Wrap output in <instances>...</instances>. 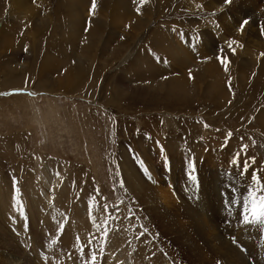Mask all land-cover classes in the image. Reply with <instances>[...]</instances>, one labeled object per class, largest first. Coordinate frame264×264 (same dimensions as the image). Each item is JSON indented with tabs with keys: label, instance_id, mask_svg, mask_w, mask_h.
<instances>
[{
	"label": "rangeland",
	"instance_id": "obj_1",
	"mask_svg": "<svg viewBox=\"0 0 264 264\" xmlns=\"http://www.w3.org/2000/svg\"><path fill=\"white\" fill-rule=\"evenodd\" d=\"M15 1L0 0V264H85L89 241L96 264H264V224L241 216L264 188L263 27L240 37L201 0Z\"/></svg>",
	"mask_w": 264,
	"mask_h": 264
},
{
	"label": "bare ground",
	"instance_id": "obj_2",
	"mask_svg": "<svg viewBox=\"0 0 264 264\" xmlns=\"http://www.w3.org/2000/svg\"><path fill=\"white\" fill-rule=\"evenodd\" d=\"M20 1V5L22 8H24L25 3L30 2L32 0H19ZM84 1V0H83ZM98 1V0H97ZM202 2H205V4L207 5V8L209 10L213 9V11H216L217 14H219L224 20L225 22H227L226 24L229 25L230 29L232 30L233 33H237L238 36H242L243 33L246 32V35L248 36V33H251L250 35H260V32L262 34V30L259 32V28L263 27L264 29V20L262 19V17H264V11H257L256 10V3H253L254 0H232V2L230 4H226L224 2V0H201ZM10 2H12L13 4L16 3L15 0H10ZM64 2V1H63ZM70 2H72L70 0ZM74 2V3H73ZM73 2L70 5V8H68V10H72L73 6L76 7H81L82 6V0H73ZM87 2V1H86ZM172 2V1H171ZM85 3V2H84ZM67 4V1H66ZM214 5V6H213ZM65 6V5H64ZM117 6V5H116ZM164 6V5H163ZM72 7V8H71ZM75 7V8H76ZM158 8L159 5H158ZM206 8V7H205ZM83 9V8H82ZM57 10V9H56ZM74 10V9H73ZM78 11V10H77ZM76 11V12H77ZM236 12V13H235ZM66 14V11H65ZM80 16V15H79ZM251 17V18H249ZM255 17V18H254ZM220 18V19H222ZM246 18H249L248 23L244 26L243 30H240V25L241 22H243L244 20H246ZM81 18H78V20ZM77 20V21H78ZM65 21V20H64ZM75 22V21H74ZM236 23L238 25H236ZM75 25V24H74ZM249 25H257V30L253 31L251 30V28H249ZM228 27V28H229ZM248 27V28H247ZM77 28V27H76ZM84 28V27H83ZM226 28V27H225ZM247 28V30H246ZM81 28H79L80 30ZM214 29V28H213ZM229 29V30H230ZM4 30V29H3ZM223 30V29H222ZM78 31V28H77ZM210 31V30H209ZM221 31V30H220ZM219 31V32H220ZM228 31V30H227ZM213 32V31H212ZM259 32V33H258ZM222 33V32H221ZM239 33V34H238ZM79 34V33H77ZM204 34V33H203ZM223 35V34H222ZM221 35V36H222ZM55 36V35H54ZM251 37V36H250ZM31 38V37H30ZM35 34H34V39H35ZM243 38V37H242ZM238 40V39H237ZM70 41V40H69ZM208 41V40H207ZM221 41V40H220ZM67 42V41H66ZM241 42V41H240ZM239 42V43H240ZM209 43V42H208ZM212 44V43H211ZM236 44V43H235ZM210 48V47H209ZM235 48V47H234ZM245 48V46H244ZM239 49V48H238ZM236 49V50H238ZM11 50V49H10ZM1 53V52H0ZM245 53V52H244ZM1 55V54H0ZM244 56V55H243ZM239 57V56H238ZM242 58V57H241ZM230 59V58H229ZM232 60V59H231ZM238 60V59H237ZM235 62V61H234ZM237 62V61H236ZM220 180V177H219ZM3 200V199H1ZM2 203V202H1ZM1 205V204H0ZM244 236H241L242 240H245V243H248V238L246 239L247 234H243ZM239 236V235H238ZM213 251V250H212ZM245 263V262H244ZM240 264V262H239Z\"/></svg>",
	"mask_w": 264,
	"mask_h": 264
},
{
	"label": "snow or ice",
	"instance_id": "obj_3",
	"mask_svg": "<svg viewBox=\"0 0 264 264\" xmlns=\"http://www.w3.org/2000/svg\"><path fill=\"white\" fill-rule=\"evenodd\" d=\"M138 2L143 5L145 3L148 2V0H138ZM224 2L226 4H230L232 2V0H224ZM96 9V0H92V7H91V11L94 13ZM137 11H139V9H137ZM248 23L247 20H244L241 25H240V30L242 31L244 26ZM262 34H264V29H262ZM186 43L190 42V38L189 40L185 41ZM231 43H235L234 41ZM231 47V44H230ZM264 55V54H262ZM217 59L220 61V63L225 67V71H227V61L225 60V58L223 57V53L221 50V54L217 57ZM191 78V77H190ZM231 90V89H230ZM0 95H4L3 93H0ZM205 127L207 128L208 125L205 124ZM231 136V133H228L227 137H226V142L227 139ZM223 146V145H222ZM247 146L245 145L244 148H246ZM243 150V149H242ZM239 157H240V153H237L233 159L230 161L231 164H233L234 166H239ZM247 168V160L245 161V166L243 169H241V174H245V170ZM57 175H59L57 173ZM186 179L189 182V185L191 187H196V169H195V163L193 160H191V158L189 159L188 165H186ZM260 200V205H258V207L261 208V211L254 212V211H250L249 206H248V200L251 199L253 201V203H255L256 199ZM105 212H107V208H105ZM242 216V223L246 224V225H251V224H264V188L261 189L260 194L258 195V197L256 196H252V194H249V197L245 198V203H244V211L241 214ZM77 240H79V238H77ZM91 244V241L88 242V245ZM88 245H84L83 247H81L80 251L82 253V255L84 256V260H85V264H96V260H97V255L94 251H92ZM50 246V245H49ZM85 248H88V251L85 252Z\"/></svg>",
	"mask_w": 264,
	"mask_h": 264
}]
</instances>
